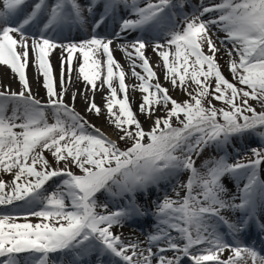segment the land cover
I'll return each instance as SVG.
<instances>
[{
  "label": "snow or ice",
  "instance_id": "6c2138e0",
  "mask_svg": "<svg viewBox=\"0 0 264 264\" xmlns=\"http://www.w3.org/2000/svg\"><path fill=\"white\" fill-rule=\"evenodd\" d=\"M98 3L100 0H88L86 5L79 0H55L50 5L47 0H38L29 13L18 19L27 0H0V65L17 74L22 85L18 93L0 91V172L12 174L15 170L10 191H5L8 183L0 180V205L23 202L30 209L28 215L41 220L35 224L18 223L20 217L0 214V257L4 258L0 264H50L49 254L56 252L71 256L69 264H79L93 252L99 254L98 264H102L100 258L104 255L111 258V264H153V259L156 264H181L184 259L190 264H264L261 251L239 239L253 225L264 232V223L257 215L258 209L264 215V179L259 174L264 164V148H251L255 158L247 162L229 163L227 156L206 160L203 173L195 167L192 158L210 145L225 147L233 138L243 139L254 134L264 140V111L257 112L249 103L250 99L255 100L264 108V0H220L211 6L193 9L191 17L184 13L182 21L177 19L175 11L183 9L182 0L179 3L146 0L144 6H140L139 0H103V13L92 23L90 38L62 44L45 35L49 31L58 34L65 28L83 29ZM121 6L130 8L136 18L122 19L120 31L115 35L140 31L155 34L157 38L164 36L165 43H156L153 48L162 58L165 79L189 97L178 102L160 84L144 55L147 44L143 37L130 45H121L129 58L133 56L128 51L130 47L141 61L139 65L135 60L132 63V75L142 82L138 89L145 93L140 112L151 116L154 106L161 105L166 110V117H157L150 132L144 131L132 110L125 72L115 61L110 47L113 40L96 32L106 19L115 20ZM206 14H211L210 18L202 19ZM37 22L43 23V29L38 37H30L26 28ZM212 28L224 33L221 43L232 45L226 47L229 71L242 87L222 74L216 59L220 49L210 34ZM205 45L211 54L205 53ZM57 48L61 50L62 82L67 53L69 65L73 59L77 61L79 74L93 91L102 64L95 57H106L103 83L107 84L110 95L105 98V107L119 139L131 141L130 147L122 150L117 141L69 108L63 100L66 89L62 88L61 93L55 91L48 57ZM29 49L44 78L47 104L36 99L29 87L25 72ZM137 66L146 75L136 72ZM114 68L119 69L118 73L114 74ZM213 79L214 86L210 82ZM191 85L195 86L194 91L190 90ZM117 88L123 92L122 99L117 96ZM209 96L228 108L217 109ZM48 109L54 119L51 124ZM88 110L97 115L101 112L94 99ZM173 117L179 126H173ZM44 151H50L57 164L63 162L64 167L52 168ZM37 164L41 165L40 170ZM72 165L82 175L72 172ZM183 171L190 172L187 182L181 185L186 194L179 199L165 195L156 204V231L148 235L147 249L112 231L134 215L145 213L131 201L128 207L107 212L106 204H97V193L103 190L112 196L130 194L134 198L138 191L147 194L151 186L177 177ZM229 176L247 181L242 188L237 185L239 191L230 200L224 198L228 189L222 182ZM55 177L61 178L57 190L45 195L40 189ZM22 178L25 179L21 183ZM237 199L239 203L235 202ZM37 204L42 205L41 210H31ZM98 207H103L106 214L98 212ZM224 210H238L244 215L232 222L221 214ZM24 219L27 221L28 216ZM221 224L226 225L231 242L218 230ZM173 231L177 235H172ZM160 244L164 246L154 253L152 247ZM168 251L175 255L163 254ZM225 251L231 253L227 259L222 258ZM22 253L28 256L20 257Z\"/></svg>",
  "mask_w": 264,
  "mask_h": 264
},
{
  "label": "bare ground",
  "instance_id": "6f19581e",
  "mask_svg": "<svg viewBox=\"0 0 264 264\" xmlns=\"http://www.w3.org/2000/svg\"><path fill=\"white\" fill-rule=\"evenodd\" d=\"M38 2V0H27V2ZM142 0H139V3ZM188 2L185 4V6L183 7V9H178V13L183 16L184 13H186L188 16H191L193 14V9H200L202 6H211L212 4L215 3H219L220 0H187ZM48 4H54L55 0H47ZM80 3L82 2H87V0H79ZM103 0H100V3L97 4L96 8L94 9V12H98V10H102L103 6H102ZM28 7L30 6V4H26ZM123 7V6H121ZM127 9H124V11H126ZM117 14V13H116ZM115 14V15H116ZM87 15V14H86ZM211 14H206L204 17H202V19H208L210 18ZM98 14L94 13L93 16L89 17L88 20V24L90 23V21L93 19V17H97ZM122 19H135V16L132 15H128V14H121L120 12L117 14V16H115V21L119 20L118 18ZM115 21H109V23L111 25H115L117 26V29L114 30L113 34H109L108 36H111V39L113 40H121L123 43L126 44V36H120L117 37L115 35V33H117L120 29V23L115 22ZM87 24V25H88ZM92 26V25H91ZM211 33H213L214 37L217 38L220 42L223 40L224 38V33L223 32H218L217 29L212 28ZM138 31H129L128 32V36L130 37V39L132 41L129 40L130 44L132 42H134L138 37H143L147 46L146 48L143 50L144 51V55L145 57L149 60V63L152 67V69L154 68L155 73L157 75V77L159 78V82L160 84L165 87L168 88L169 90V95L177 100L178 102H181V99L183 98L185 92L182 91L179 87L174 88L172 86V84L170 83L169 80L165 79V68L162 62V58L158 55V51L154 50L153 45L155 44L154 41H158V40H165L164 36H160V37H156L155 34L154 36H150V34H146V33H140V34H135ZM127 33V32H125ZM123 35V34H121ZM119 46V49H116L113 51V55H114V59L115 61L119 62V65L121 66V68L123 69V71L125 72V84L127 85V90H128V96H129V101L131 104L132 109L134 110L133 112L136 114L137 119L140 121L143 129L145 132H150L151 128L154 125V121L156 120L157 117L159 118H165L166 117V110L163 107V105L156 107L154 106L155 110L153 112V114L151 116H147L144 113L140 112V104L142 103V97L143 95H145V93L141 92L138 89V86L140 83H142L137 77L132 75V63L133 60H135L136 65H139L141 63V61L135 56V51L134 49H131L129 47L128 51L133 53L132 58H129L125 52L121 49V43H116ZM128 44V45H130ZM217 46V45H216ZM220 51L218 52L219 56L221 57V59H223V61H226L227 63H229V56L226 53V47L227 48H231L232 45L230 43H228L227 45H225V43H221V45L217 46ZM65 55V59L63 61V65L66 66V72H63V82H62V77H61V67H62V60H61V50L59 49H54L50 52L49 56L51 57V59L49 60L54 68V70H56L54 72L53 76V83H54V89L57 93H61L62 88L66 89V91L63 92V100L64 103L67 105H72L74 107L75 112L79 113L80 116H82L84 119H86V121L88 122V124L90 125H94L96 128L100 129L104 134H106L108 137H112L113 139H117L119 140V135L118 133H116L109 125V115L107 113L106 110V97H108L110 95V90L108 88V86H104L103 84H100L98 82V80H96V90L93 91L91 85L87 82L83 80V77L79 74V64L77 63V61L75 60L74 63H71V65L67 64V53L64 54ZM97 59H100L102 61L101 64V69H100V73L103 69V78L105 80V75H106V66L103 67V62L106 61V59L103 57V55H98L97 57H95ZM171 59V57H170ZM82 63V58L81 61ZM105 65V64H104ZM69 67H71V72H69ZM58 71V72H57ZM91 71V70H90ZM119 69L114 68V74L118 73ZM136 72H139L141 75H146V73H144L143 69L140 67H136L135 68ZM26 72V77L28 79L29 82V87L31 88V92L32 95L38 99V100H42V101H47L49 99L48 95H47V91L44 87V78L42 73L38 72V69L35 65L34 62V54L31 51V49H29V57H28V64H27V68L25 69ZM153 83H155L156 81L153 80L151 81ZM103 85V86H101ZM113 85L116 86L117 85V79L116 76L114 75V80H113ZM10 90V91H14V92H20L22 89V85L19 81L18 75L13 73L12 70L10 68H8L5 65H0V90ZM181 91H179V90ZM75 94V99H73V96ZM117 96L118 98L122 99L123 98V92L117 88ZM94 99L95 103L100 107L101 112L99 115H97L95 112L93 111H89V104L90 102ZM85 104V105H84ZM118 107V106H117ZM116 109H114L115 111ZM9 115H11V105H9V110H8ZM140 115L142 117H140ZM134 128V126H133ZM115 129V128H114ZM258 137H254L253 139L250 140L249 144H255L260 142L258 140ZM146 142H148L145 139ZM248 145H246L247 147ZM43 155L45 157H49L52 158V160L50 161V166L52 168H62L64 167V165H60L57 164L55 162V158L52 156L50 151H44ZM240 157H238L237 159H239ZM74 169H78L76 168L74 165L71 166V171L73 172ZM181 175V173L179 174ZM178 175V176H179ZM189 175V173H188ZM177 176V177H178ZM177 177H172L169 178V180H165V181H161L159 183V185H153L151 186L148 191L147 194H145L144 192L138 191L135 194V200L133 197L128 195V201L134 203L135 205L139 206V208L145 213V215H141L140 218H144L142 220V222H140V226L141 228H143L144 230H141L139 228L136 227V229H134L130 223L127 224H123L122 227L120 226H115L112 230L115 234L117 235H121L122 239L126 240V241H131V242H139L141 248L143 249H147L148 248V239H146L144 236L149 234V228H145V226L147 225L146 222H148L149 220H152V218H150V213H149V209H151L153 207V205H156L158 202H160L165 195L167 194H171L173 193L174 196L177 195V193H179V195L185 194V190L181 187V185L185 184V181L188 180V177L185 176L183 178L182 181H180L179 183H175V180L178 179ZM183 176H181L182 178ZM59 181H61L60 177H55L52 180H49V182L47 184L44 185V190L47 189L48 187H52L54 188L55 186H53L54 184H58ZM225 181H229V183H225ZM231 178L227 177L225 178V180L223 181V183L225 184L226 188L228 189V194L224 197L225 199H231V197L233 195H236V191L239 190L238 188H236L237 184L235 186H233V183L231 182ZM246 181V180H245ZM242 188V187H240ZM97 202L99 201V203L101 205L106 204V201L103 200V198L106 197L105 192L102 190L100 193H97ZM122 198V197H121ZM119 199V198H118ZM145 202V204L143 203ZM18 208V207H17ZM15 208V209H17ZM223 213H225L226 216L231 217L233 214V210H224L221 214L223 215ZM14 214V212H13ZM258 216H260V221H264V215H261L260 211L258 212ZM243 217V213L241 211H238L236 215L233 216L232 219H230V221L235 222L238 219ZM23 219L20 218L19 223H21ZM215 223V220H213ZM23 222H31V223H40L41 220L40 218L34 217V216H28L27 221L24 220ZM213 223V222H212ZM218 230L224 234L225 236V232L227 230V228H223L220 225L218 226ZM155 233V232H154ZM246 233V232H245ZM245 233H242L245 234ZM256 237V233L255 230L252 231H248V233L244 236L246 237V239H248V242L252 239H254ZM225 239L228 240L229 242H231V240L225 236ZM239 239L241 240V242H243V237L240 235ZM158 249V248H155ZM158 252V250H157ZM231 255V253L229 251H225L222 254V257L224 259H227L229 256ZM59 259H61V261H59ZM72 257L63 254V256H61L60 258L56 259V261H54L53 263H57V264H69V262L71 261ZM52 261V260H50ZM95 261V258L92 254L86 256L82 261L79 262V264H91ZM51 263V262H50ZM153 264H156L155 259H153Z\"/></svg>",
  "mask_w": 264,
  "mask_h": 264
},
{
  "label": "rangeland",
  "instance_id": "374dc122",
  "mask_svg": "<svg viewBox=\"0 0 264 264\" xmlns=\"http://www.w3.org/2000/svg\"><path fill=\"white\" fill-rule=\"evenodd\" d=\"M205 53H209L208 52V49H207V46H206V48H205ZM211 54V53H210ZM216 59H217V61H219V64H220V67H221V72H222V74L230 81V82H232V83H234V84H237V86H239V87H242L241 85H239L238 83H237V81L236 80H234V78H233V75H232V73L229 71V63H227L226 61H223V59H221V57L219 56V54L217 53L216 54ZM212 84H213V86H214V84H215V81H214V79L212 80V81H210ZM194 89H195V86L194 85H191V89L190 90H193L194 91ZM179 90V89H178ZM179 91H181V90H179ZM189 99V97H188V95L185 93L184 94V96H183V98L181 99V102H184V101H186V100H188ZM208 99H210L211 100V102H212V104L213 105H215V107L217 108V109H220V108H224V109H227L228 108V106L227 105H225L223 102H221V101H217V100H215V99H212V97L211 96H209V98ZM249 103L256 109V111H258V112H260V111H264V108H261L260 107V105L258 104V102L257 101H255V100H249ZM204 104H205V106H207L208 105V101L207 100H205L204 101ZM85 105V104H84ZM168 107L169 108H171V105L169 104L168 105ZM50 112H51V110H50ZM146 115V114H145ZM148 116V115H147ZM48 117H49V119L51 120V121H53L54 122V119H53V117L50 115V113L48 114ZM140 117H142L141 115H140ZM180 119H184V116H183V114H181V116H180ZM218 119H220L219 117H218ZM220 121H222V119L220 120ZM172 124H173V126L174 127H177V126H179L178 125V122H177V120H176V118L175 117H173L172 118ZM108 125L116 132V133H118L117 132V130L116 129H114L115 127H114V125L111 123V121L109 120V122H108ZM161 127H163V125H161ZM151 129H152V127H150ZM89 131H92L91 129H89ZM119 135V134H118ZM120 140V139H119ZM146 142V141H145ZM121 144V145H120ZM120 144H119V146H120V148L123 150V149H126V148H128V147H130L131 146V141H122V140H120ZM213 146V149H214V145H210L209 147H207V148H205L204 149V154H203V156L198 160H194L195 162H197L196 164H195V167L198 169V170H200L202 173L203 172H205L206 171V169H204V167H203V165H204V162L206 161V160H211V159H218L219 157H220V154L217 152V150H216V148L214 149V150H212L211 149V147ZM264 147V146H263ZM262 147V148H263ZM247 156H249L250 158L248 159V160H250V159H253V158H255L252 154H246ZM47 158V160L49 161V160H52V158H49V157H46ZM192 158H194V155H193V157ZM55 160V159H54ZM242 161H247V160H242ZM55 162H56V160H55ZM49 163H50V161H49ZM57 163V162H56ZM60 165H64V163L63 162H60ZM41 169V165H39V164H37V170H40ZM75 173H81V171L79 170V169H77V171H74ZM14 174H15V170L13 171V173L12 174H7V173H4V172H0V180H3V181H5V182H7L8 183V185H9V187L8 188H6V192H8V191H10V187H11V182H12V180H13V177H14ZM25 178H22V180L20 181L21 183L23 182V180H24ZM31 179H35V178H31ZM179 183L180 182V179H177L176 180V183ZM198 191V190H197ZM48 192H50V190H46L45 191V194L47 195L48 194ZM167 196H169V197H171L172 199H179V198H181V197H183L182 195H179V197L176 195V196H174L173 195V193H171V194H167ZM162 201V200H161ZM236 203H237V201H235ZM41 207V205L39 204L38 206H36V207H34L35 208V211H37V210H39V208ZM33 208V209H34ZM153 212L155 213L156 212V206L155 207H153ZM97 211L98 212H100L101 214H106V213H104V212H101V209H97ZM114 211H117V210H114ZM112 209L110 210V212H114ZM15 216H18V217H20V218H22L23 220L21 221V223H24L23 221L25 220L24 219V217L25 216H29L28 214H24V215H15ZM156 217V216H155ZM17 221H19V219L17 220ZM213 223H214V221H212ZM19 223V222H18ZM34 224V223H33ZM173 233V235L175 236V235H177V233L175 232V231H173L172 232ZM163 246V244H160V245H157V246H153L152 247V250H154L156 247H158V246ZM155 247V248H154ZM201 247V246H200ZM54 254V253H53ZM175 254L173 253L170 257H173Z\"/></svg>",
  "mask_w": 264,
  "mask_h": 264
}]
</instances>
